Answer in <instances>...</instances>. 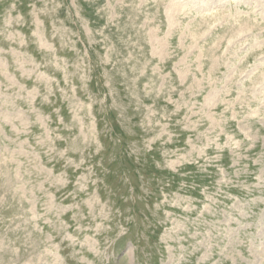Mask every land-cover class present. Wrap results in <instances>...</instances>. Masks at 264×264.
Segmentation results:
<instances>
[{"label":"rangeland","instance_id":"obj_1","mask_svg":"<svg viewBox=\"0 0 264 264\" xmlns=\"http://www.w3.org/2000/svg\"><path fill=\"white\" fill-rule=\"evenodd\" d=\"M0 264H264V0H0Z\"/></svg>","mask_w":264,"mask_h":264}]
</instances>
